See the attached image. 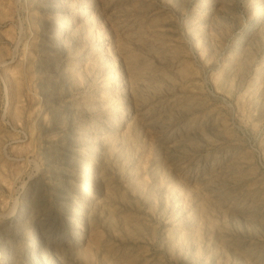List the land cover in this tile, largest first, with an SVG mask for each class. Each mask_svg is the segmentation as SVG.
I'll use <instances>...</instances> for the list:
<instances>
[{"label":"rangeland","instance_id":"rangeland-1","mask_svg":"<svg viewBox=\"0 0 264 264\" xmlns=\"http://www.w3.org/2000/svg\"><path fill=\"white\" fill-rule=\"evenodd\" d=\"M0 264H264V0H0Z\"/></svg>","mask_w":264,"mask_h":264},{"label":"bare ground","instance_id":"bare-ground-1","mask_svg":"<svg viewBox=\"0 0 264 264\" xmlns=\"http://www.w3.org/2000/svg\"><path fill=\"white\" fill-rule=\"evenodd\" d=\"M61 37V36H60ZM59 37V38H60ZM58 38V39H59ZM93 51V50H92ZM88 147H89V145L88 144H85L84 146H83V149H85V150H87L88 149ZM230 192L229 191H225V193L223 192V193H221L222 195H225V194H229ZM220 195V194H219ZM10 215H13V214H10ZM5 217V216H4ZM5 218H7V219H12V216H6ZM32 247L33 248H35V246H34V244H32ZM36 253V252H35ZM37 254V253H36Z\"/></svg>","mask_w":264,"mask_h":264}]
</instances>
